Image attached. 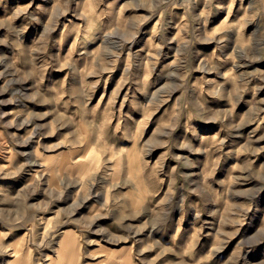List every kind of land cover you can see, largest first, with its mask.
<instances>
[{
    "label": "rangeland",
    "instance_id": "1",
    "mask_svg": "<svg viewBox=\"0 0 264 264\" xmlns=\"http://www.w3.org/2000/svg\"><path fill=\"white\" fill-rule=\"evenodd\" d=\"M129 4L0 0V264H264V0Z\"/></svg>",
    "mask_w": 264,
    "mask_h": 264
},
{
    "label": "clouds",
    "instance_id": "2",
    "mask_svg": "<svg viewBox=\"0 0 264 264\" xmlns=\"http://www.w3.org/2000/svg\"><path fill=\"white\" fill-rule=\"evenodd\" d=\"M172 2H173V0H154V4L156 7H159L161 5H165L168 3H172ZM209 2H210V0H209ZM146 3H147V0H130V4L126 5V7H139V6L145 5ZM191 3H193V0H185V5H191ZM234 3H235V0H233V4ZM145 19H147V18H145ZM134 38H135V32H132L131 35L129 37H127V39H134ZM188 146L189 145L186 143H182L179 145V147H181V148H185ZM177 159H179V157H177ZM167 202H170V199ZM166 218H167V212H164L162 210L161 213L157 214L155 220H153L151 222V226L155 229V228L163 225L166 222ZM253 239H256V238H253ZM0 250H5V249H3L2 246H0ZM217 250H219V249H217ZM197 264H200V262H197Z\"/></svg>",
    "mask_w": 264,
    "mask_h": 264
}]
</instances>
